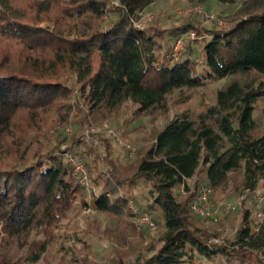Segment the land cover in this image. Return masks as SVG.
<instances>
[{
  "label": "trees",
  "instance_id": "obj_1",
  "mask_svg": "<svg viewBox=\"0 0 264 264\" xmlns=\"http://www.w3.org/2000/svg\"><path fill=\"white\" fill-rule=\"evenodd\" d=\"M153 1L0 0V264L37 262L73 206L119 212L129 200L155 212L162 230L149 254L116 264H188L218 255L229 264L264 260V217L257 224L252 218L253 194L264 179V133L255 132L253 115L264 97V6L255 10V0H242V13L226 27L137 23ZM188 30L198 48L171 60L173 41ZM249 72L259 77L232 79L196 116L183 111L156 130L131 175L85 158L99 187L91 186L89 201L72 174L70 148L32 145L52 112L61 120L72 110L84 118L85 108L113 112L130 102L134 114L144 113L163 107L175 90ZM236 172L252 193V208L242 210L230 238L214 240L199 226L208 216L190 203L201 183L220 186ZM182 183L186 191L178 197Z\"/></svg>",
  "mask_w": 264,
  "mask_h": 264
},
{
  "label": "rangeland",
  "instance_id": "obj_2",
  "mask_svg": "<svg viewBox=\"0 0 264 264\" xmlns=\"http://www.w3.org/2000/svg\"><path fill=\"white\" fill-rule=\"evenodd\" d=\"M242 4V0L232 3L218 0H154L140 12L137 23L144 26L174 27L190 21L199 27H226L231 24L234 17L242 13ZM262 6L264 0H255L251 4L255 10L261 9ZM190 31L192 30L181 31L178 35L182 38L178 56L182 54L184 48L189 46L198 48L199 38L196 37V33L191 36ZM167 56L171 57V53ZM195 56L196 60H200L198 54ZM252 76L259 77L249 72L208 81L192 89L175 90L165 97L163 107L139 114L133 113L134 107L130 102H126L113 112L100 108L93 110L85 108L84 118H79L72 110L67 119L61 120L60 115L52 112L48 115L42 134L32 145L44 148L47 144L58 142L61 148L68 147L77 152L83 161L87 158L89 163L103 168L106 172L113 166L118 175L129 176L135 169L137 159L154 141V132L168 120L183 111L196 116L200 110L214 101L218 87L235 78L247 79ZM253 115L256 121L255 132L264 133V97L256 102ZM68 126L71 128L69 134L66 132ZM126 143L135 147L132 156L128 155ZM193 180L194 177H191L190 185ZM88 183L90 186L86 188V192L89 201V189L93 186L89 177ZM94 186V189H99ZM210 187L209 207L217 212L206 215L209 219L200 222L199 226L209 233L216 234L214 240L230 238L241 219L242 210L245 207L252 208V193L241 188L237 172L229 175L224 184ZM140 190L132 188L134 193ZM185 191V187L181 188L179 185L175 192L181 197ZM253 195L255 206L252 218L254 224H257L264 217V179L259 181ZM128 209L130 210L129 205H126L119 212H104L85 205L73 206L62 218L48 249L34 264H116L119 257L129 261L137 256L149 254L162 230L160 220L156 217L154 229L138 225ZM151 213L154 215L155 212ZM254 229L253 226L252 230ZM261 262L260 264H264V260ZM188 264L229 263L224 262L218 255L212 258L199 256L196 261Z\"/></svg>",
  "mask_w": 264,
  "mask_h": 264
},
{
  "label": "built area",
  "instance_id": "obj_3",
  "mask_svg": "<svg viewBox=\"0 0 264 264\" xmlns=\"http://www.w3.org/2000/svg\"><path fill=\"white\" fill-rule=\"evenodd\" d=\"M189 11H192L191 9H187ZM185 10V11H187ZM180 11H178L179 13ZM190 35L194 36L195 32L192 30L190 31ZM182 43V38L180 36H177L175 40L173 41L172 50H171V60L178 58V49ZM70 126L66 128L67 134L70 133ZM126 150L128 152L129 156H132L134 154L135 147L131 144L126 143ZM66 157L68 161L71 164L72 168V174L86 187H89L88 183V171L87 167L81 158V156L77 152H66ZM191 181V178H187L185 180V183L189 184ZM185 183L181 184V188L185 186ZM210 191L211 187L207 184H201L198 187L197 195L193 198V200L190 203L191 209L196 212L199 215L206 216V215H213L217 212V210H211L210 205ZM129 208L131 213L133 214V218L135 219L136 223L139 225L147 226L151 229H154L156 227V222L153 218L152 213L149 210L146 209H140L136 206V204L129 200L128 202ZM225 208L227 209V204L225 205Z\"/></svg>",
  "mask_w": 264,
  "mask_h": 264
}]
</instances>
